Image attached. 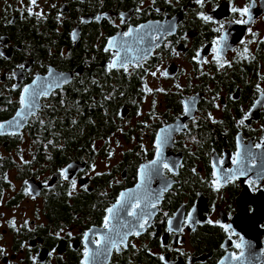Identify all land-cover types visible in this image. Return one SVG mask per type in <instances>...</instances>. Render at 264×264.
<instances>
[{"label": "flooded vegetation", "instance_id": "1", "mask_svg": "<svg viewBox=\"0 0 264 264\" xmlns=\"http://www.w3.org/2000/svg\"><path fill=\"white\" fill-rule=\"evenodd\" d=\"M0 124V264H264V0H0Z\"/></svg>", "mask_w": 264, "mask_h": 264}, {"label": "snow or ice", "instance_id": "2", "mask_svg": "<svg viewBox=\"0 0 264 264\" xmlns=\"http://www.w3.org/2000/svg\"><path fill=\"white\" fill-rule=\"evenodd\" d=\"M31 2H32L33 4H35V0H31ZM196 2H197V3H200V4H203V3H204V0H196ZM232 11H233L234 13H235V12H239L240 15H241V17L246 16V15H250V14H249V8H248V7H245L244 9L233 8ZM29 12H31V9H29ZM201 17H202V19H204L205 21H207V20L210 19V17L205 16V15H203V14H201ZM236 22H237V23H240V24H246V23H248L249 21H248V20L241 19V20H238V21H236ZM222 27H223V25L221 24V28H222ZM249 31H250V29H249ZM130 34H131V30H130L129 32H127V33H124L125 36H128V35H130ZM221 40L225 41L224 46H226V38H225V37H221ZM217 43H219V41H214V45L217 44ZM109 44L111 45V41L109 42ZM107 50H108V49L106 48L105 51H107ZM220 51H221V49H218V48H216V47H213V52L216 53L217 56H219ZM196 55H197V57H199L200 53L197 52ZM115 64H116V62L113 61L111 64H109V68L111 69L112 67L115 66ZM120 66H121V67H124V68H125V71L127 70L126 64H125L124 62H121ZM220 66L223 67V64H221ZM153 75H155V73H153ZM24 92H25L26 94L29 93V89H28V88H25V89H24ZM46 94H47V92H43V93H35V92H33V93H32V98L34 99L37 95H46ZM20 102H21L22 105L25 104V97H24V96L21 97V101H20ZM26 107H28L29 109H31L32 104L29 103V104L26 105ZM21 111H23V109H21ZM17 115H20V113H17ZM3 127H4V125L0 124V129H3ZM169 139H170V137H169V135H167V134H165V135H163V136H158V137H157V141H156V145H155V146H156V150H157V153H156V154H157V160H154V161L151 162L150 165H148V166H144V167L141 168L140 171H141V181H142V183H143L145 177H147V178L150 179L151 176H152L154 173H157V172H158V169H157L155 166H156V165L158 164V162H159V158H160V156H161V149H162V147L168 142ZM256 147L259 148V147H261V145L257 144ZM239 155H240V154L237 153V156H239ZM234 163H239V160H234ZM163 166H164L165 168H168V164H166V163H165ZM169 170L171 171V169H169ZM237 174H240V175L244 174V173H243V170H239L238 173H234L233 176H229L228 179H232V178H233L235 175H237ZM214 175H215V173H214ZM74 183H75V182H73V184H74ZM138 187H140V185H138ZM123 195H124V194H122V196H123ZM137 199H138V198H137ZM156 199L158 200L159 197L157 196ZM136 206H138V205H133V207H136ZM150 206H151V207H155V206H156V203H155V202H151ZM107 211H108V213H109L110 215L113 213V209H112V208L107 209ZM128 215L131 216V215H134V213H133V212H129ZM150 215H151V213L149 212V213H145L144 215H141L140 217L137 218V219H138V222H139V221H143V222H139V223H138V227H139L140 229H143V228L145 227V223H147V220L145 219V216H150ZM189 218H191V217H189ZM169 223L171 224V222H169ZM209 223H211V221H209ZM221 226L224 227L225 231L228 230V226H226V225H221ZM104 227H105V228H108V227H109V217H105V220H104ZM123 227L128 228V229H129V232L133 231V227H132V226H129V225H127V224L123 225ZM129 232H125L123 235H120L119 233H117V235L120 236L119 241H116V240L112 239L111 237H109V238H108V242H109L113 247H116L118 243H123V241L126 239V237H127V235L129 234ZM136 234L138 235L139 233L136 232ZM85 239H86V240L88 239L87 234H85ZM93 243H96V241H93ZM98 246H99V245H98ZM235 246H236L237 248H240V247H241L240 244H236ZM84 255H85V264H87V258H88V255H89V252H88L87 246L85 247V253H84ZM233 258L236 259V260H239V259H240L239 256H234ZM160 259H161V260H164V257L161 256ZM221 264H223V262H221Z\"/></svg>", "mask_w": 264, "mask_h": 264}]
</instances>
